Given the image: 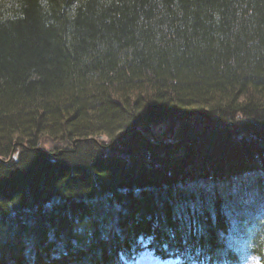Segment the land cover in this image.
<instances>
[{
  "label": "trees",
  "instance_id": "1",
  "mask_svg": "<svg viewBox=\"0 0 264 264\" xmlns=\"http://www.w3.org/2000/svg\"><path fill=\"white\" fill-rule=\"evenodd\" d=\"M117 101L172 139L145 128L112 144L123 156L92 151L94 167L41 202L0 183V264H124L112 251L131 239L125 260L146 248L181 264L261 257L264 0H0V160L37 132L63 151L96 129L111 142L133 120ZM14 154L0 182L22 175L27 154ZM213 184L232 196L205 193Z\"/></svg>",
  "mask_w": 264,
  "mask_h": 264
},
{
  "label": "bare ground",
  "instance_id": "2",
  "mask_svg": "<svg viewBox=\"0 0 264 264\" xmlns=\"http://www.w3.org/2000/svg\"><path fill=\"white\" fill-rule=\"evenodd\" d=\"M119 100V99H116ZM117 109L122 112L121 115L125 114L126 118H132L133 120L131 123L126 125L123 131H117L116 127H114V139L110 142L108 136H104L102 131L100 129L89 131L87 134L82 135L81 137H72L71 142L67 144L65 150L61 149L62 146H64L62 143H57L56 138L52 137L51 135H47V133H44V135H41L40 133H33V134H25L24 136L20 137V140L17 142H13L12 150L9 156V159L4 161L0 160V163H8L11 160H14V162H17V155H15V149L17 147H20L24 150V152L27 154L26 157V164H24L19 170L22 171V175L18 177V175L15 174V177L17 179L11 178L6 179L5 182H0L1 185L7 189L11 188L9 184H16V187L14 190L18 191L21 190L23 193L30 192V190H34L37 195L39 194L38 200L41 202L44 201V198L46 196L51 195V193L56 189V185L58 183L66 181H72V184H76L77 177L83 173L84 164L86 166L94 167L95 163H91L89 160H86V158L91 157V153H95L96 151L100 152L101 154L96 153L95 158L97 161L99 160H108L110 157V154L112 151H115L116 149L119 150V146L115 149V147H112L114 143L121 142L122 139H124L128 134L134 133V132H141L146 128L145 125H143L141 122H138L136 120V114L135 110L137 108H134L135 102L128 103L126 101H117L115 102ZM128 112L134 113L132 116L129 115ZM120 115V114H118ZM129 115V116H128ZM209 115L208 111H204L202 113V117H205ZM194 116H197L195 114ZM121 117V116H120ZM119 117V118H120ZM124 117V118H125ZM219 118L216 120V123H219ZM123 125V124H122ZM230 126L233 131H235V126L233 124L225 125L220 124L217 129L223 130V127ZM222 133V132H221ZM237 137V136H236ZM235 137V138H236ZM249 137L251 139L258 140L259 138L256 137V135L252 136L249 134ZM151 140H154V135L151 136ZM102 144L103 147H99V144ZM93 151V152H92ZM128 151H115L113 153L116 156H123L127 154ZM35 157V158H34ZM83 158H85L83 160ZM115 156H112V161ZM46 161V162H45ZM115 162V161H114ZM52 164L53 169H48L47 164ZM235 166L237 168L241 167V163L236 161L234 162ZM234 164H227L226 163H220V168L222 166L223 170L226 169V167L231 168ZM64 169H69L70 173L67 175L64 171ZM81 179V178H80ZM134 181V178H131L130 181ZM16 182V183H15ZM7 184V185H6ZM221 186V185H217ZM219 193H224V197L226 195L232 196V193L226 192V189L223 187L219 189L218 187L215 188ZM13 195V194H12ZM10 195V196H12ZM37 203V201H34ZM32 202V205H34ZM47 203V202H45ZM30 207L31 210H34L38 207L32 206ZM34 213V212H32ZM12 228L10 230L21 233L19 230V226L12 222L11 223ZM160 231L159 229H157ZM132 240V239H131ZM129 240V243L127 244V247L118 248L117 250H113L112 253L117 255V258L120 260L123 259L124 256L130 254L133 249H137V243L134 240ZM124 250V251H123ZM148 250V248H146ZM140 251L133 252L135 258L138 256ZM262 255V252H261ZM132 256V257H134ZM130 256L129 259H126L128 261H134V259ZM260 258V257H259ZM139 259V258H138ZM137 259V261H138ZM145 258L141 257L139 259V262L142 263V261ZM174 259V258H171ZM138 264V263H137Z\"/></svg>",
  "mask_w": 264,
  "mask_h": 264
},
{
  "label": "rangeland",
  "instance_id": "3",
  "mask_svg": "<svg viewBox=\"0 0 264 264\" xmlns=\"http://www.w3.org/2000/svg\"><path fill=\"white\" fill-rule=\"evenodd\" d=\"M181 119H183V118H181ZM176 120V119H175ZM209 180H211V178H209ZM200 187V186H199ZM219 188V189H221V188H225V185H221V186H217V185H214L213 184V188H210V187H208V186H206L205 188H203L204 190H205V193H212V192H214V193H216V189L215 188ZM198 188V187H197ZM202 190V189H201ZM233 191H235V190H233ZM245 197V196H244ZM256 197V196H255ZM255 197H250V198H248V196H246L245 198H247V201H246V203H248V202H251V200H252V198H255ZM239 198V197H238ZM259 199H260V197H259ZM261 201H263L262 199H261ZM238 202V201H237ZM191 217H193V216H191ZM229 226V225H228ZM221 239H224L223 237H221ZM222 241V240H221ZM221 244H223V246H222V248L224 249V250H226L228 247H227V245H225V243H223V242H221ZM220 244V245H221ZM221 250V249H220ZM141 257H143V258H145L143 261H142V263H140L139 262V259L141 258ZM139 258V259H138ZM137 259H138V261H137ZM251 263L250 264H259V261L257 260V259H252L251 261H250ZM159 264L158 262H156L155 260H154V258H153V256L149 253V252H143V253H141V254H139L138 256H137V258H136V260L134 261V262H131V263H127V264Z\"/></svg>",
  "mask_w": 264,
  "mask_h": 264
}]
</instances>
